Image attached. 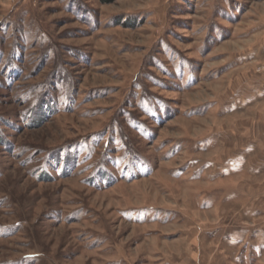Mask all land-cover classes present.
Segmentation results:
<instances>
[{
  "label": "rangeland",
  "instance_id": "1",
  "mask_svg": "<svg viewBox=\"0 0 264 264\" xmlns=\"http://www.w3.org/2000/svg\"><path fill=\"white\" fill-rule=\"evenodd\" d=\"M257 25L264 0H0V264H264Z\"/></svg>",
  "mask_w": 264,
  "mask_h": 264
},
{
  "label": "crops",
  "instance_id": "2",
  "mask_svg": "<svg viewBox=\"0 0 264 264\" xmlns=\"http://www.w3.org/2000/svg\"><path fill=\"white\" fill-rule=\"evenodd\" d=\"M243 15V14H242ZM255 28V29H254ZM264 31V25H257L256 27H252V29H249L247 33L254 34ZM249 35V34H248ZM246 35V36H248ZM262 54H264V49L262 50ZM264 56V55H263ZM259 80V79H258ZM264 158V156H263Z\"/></svg>",
  "mask_w": 264,
  "mask_h": 264
},
{
  "label": "built area",
  "instance_id": "3",
  "mask_svg": "<svg viewBox=\"0 0 264 264\" xmlns=\"http://www.w3.org/2000/svg\"><path fill=\"white\" fill-rule=\"evenodd\" d=\"M255 72L258 75H264V63L256 67Z\"/></svg>",
  "mask_w": 264,
  "mask_h": 264
},
{
  "label": "trees",
  "instance_id": "4",
  "mask_svg": "<svg viewBox=\"0 0 264 264\" xmlns=\"http://www.w3.org/2000/svg\"><path fill=\"white\" fill-rule=\"evenodd\" d=\"M99 3L103 4V5H107V4H111L114 2V0H98Z\"/></svg>",
  "mask_w": 264,
  "mask_h": 264
}]
</instances>
